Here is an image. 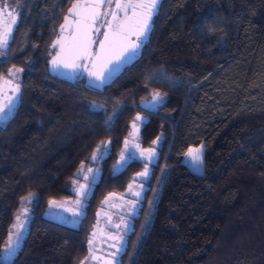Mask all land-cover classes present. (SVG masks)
Wrapping results in <instances>:
<instances>
[{
	"label": "trees",
	"instance_id": "trees-1",
	"mask_svg": "<svg viewBox=\"0 0 264 264\" xmlns=\"http://www.w3.org/2000/svg\"><path fill=\"white\" fill-rule=\"evenodd\" d=\"M71 1L22 0L0 51V78L22 69L0 124V264L82 260L100 202L122 193L143 165L131 158L112 171L136 114L138 145L157 144L117 264H264V0H159L137 53L101 84L47 72ZM192 32L206 57L196 82ZM198 144L200 173L180 160ZM98 146L104 152L77 223L46 217L47 201L71 196L70 180ZM28 193L30 219L4 259Z\"/></svg>",
	"mask_w": 264,
	"mask_h": 264
},
{
	"label": "rangeland",
	"instance_id": "rangeland-1",
	"mask_svg": "<svg viewBox=\"0 0 264 264\" xmlns=\"http://www.w3.org/2000/svg\"><path fill=\"white\" fill-rule=\"evenodd\" d=\"M16 1L17 0H7L10 8L15 9L17 12L19 10L18 3H21L22 0ZM0 2H2V0H0ZM191 36L194 50L192 59V82H196L204 74L203 64L206 57L203 51V37L194 32H192ZM17 69L18 68L10 67L7 75L0 78V89L1 87H4V89L6 88L7 93L5 104L8 103L9 98L12 100V103L9 105V111L4 113V115H0V124L6 119L16 101L17 92H13L12 89L16 85H19L20 71H16ZM6 81H10L11 83H6ZM137 116L141 119L136 120ZM142 120V115L136 114L134 116L123 145L119 150L118 159L112 166V171H117L127 160L131 158L142 161L143 165L141 169L133 175L132 180L122 193L108 194L100 202L98 208L96 209L94 222L86 240V254L78 264H106L100 262V257H107L111 260L114 259L115 264H117L118 254L124 246L125 234L130 229V219L136 214L139 205V199L141 197L140 194L144 188L142 182L147 177L149 165L154 159V155L151 159H149L147 150L154 149L155 154V146L157 144V140H154L155 143H153V141L152 145L148 148H141L138 145V128ZM133 124H135V128L133 127ZM189 148L202 149V145H186L180 154L181 161H183L193 172L200 173L201 164L196 163L186 155ZM103 150L104 149L100 146L96 147L86 162L79 164L73 178L70 180V197L55 200L49 199L47 201L46 208L44 210L46 217L69 225L77 223L82 214L83 205L88 195L91 183L97 176V161L103 154ZM93 156L96 158L93 159ZM145 167H147V175H139V173L145 171ZM89 169H91V171H89ZM80 185H84L85 187L81 189ZM129 185L132 186L131 190L129 189ZM135 192H139V196L134 195L133 193ZM34 201V194L32 193H28L20 199L3 243L1 255L4 259L11 257L17 248L26 224L30 219ZM51 201H55L56 205L52 206L50 204ZM17 216L20 217L19 221H17ZM21 224L23 227H19ZM116 225H120V227L117 228ZM115 236H123L124 239L120 242H117L115 239H109V237ZM89 240H92L91 245H89ZM113 245H115V247H113ZM117 249H120V251L117 252ZM113 253H116L115 258L112 255ZM93 255L97 257V259H93Z\"/></svg>",
	"mask_w": 264,
	"mask_h": 264
},
{
	"label": "snow or ice",
	"instance_id": "snow-or-ice-1",
	"mask_svg": "<svg viewBox=\"0 0 264 264\" xmlns=\"http://www.w3.org/2000/svg\"><path fill=\"white\" fill-rule=\"evenodd\" d=\"M158 2L159 0H89V2L81 3L77 0V3L69 8V16H65V23L61 25V35L53 44V47H59V52L53 57L52 65L77 68L81 66L80 61H89L92 65L89 75L103 82L105 72L111 70V65L118 64L140 47L141 38L145 37L149 31L150 21ZM18 17L19 13L10 8L7 0L0 2V49L8 47V41ZM65 31L68 32L67 36L63 34ZM133 36L135 40L132 39ZM93 45H98L95 51H93ZM84 66L87 67V65ZM16 71H22V69ZM6 83L11 82L6 81ZM12 91L19 92V85H16ZM153 100L162 102L163 96L155 92ZM11 103L12 100L9 98L7 104L0 105V113H5V109ZM139 119L141 118L137 116L136 120ZM133 127L135 128V124ZM147 152L151 159L154 149H149ZM186 155L196 163L202 164V149L189 148ZM95 158L93 156V159ZM139 175L146 176L147 167ZM84 187L80 185L81 189ZM131 187L129 185L130 190ZM133 194L139 196V192ZM50 204L55 206L56 202L51 201ZM19 220L20 217L17 216V221ZM116 227L119 228L120 225ZM109 239L120 242L124 237L115 236ZM91 244L92 240H89V245ZM119 251L120 249H117V252ZM112 255L115 258L116 253ZM92 258L97 259L94 255ZM106 264H115V260L108 261Z\"/></svg>",
	"mask_w": 264,
	"mask_h": 264
},
{
	"label": "flooded vegetation",
	"instance_id": "flooded-vegetation-1",
	"mask_svg": "<svg viewBox=\"0 0 264 264\" xmlns=\"http://www.w3.org/2000/svg\"><path fill=\"white\" fill-rule=\"evenodd\" d=\"M79 2H81V3H85V2H89V0H79ZM74 3H77V0H72L71 1V3L68 5V7L66 8V10H65V13L63 14V16H62V18H61V21L63 20V22H62V24H64L65 23V16H69V8L72 6V4H74ZM156 11V10H155ZM155 13V12H154ZM154 15V14H153ZM60 21V22H61ZM150 23H151V21H150ZM62 24H60L59 23V25H58V27H57V30H56V32H55V36L52 38V40L50 41V55H49V57H48V59L49 58H51L52 56H54V55H56L58 52H59V47H53V44H54V42H55V40L61 35V25ZM65 36H67L68 35V32L67 31H65L64 33H63ZM146 37V36H145ZM145 37H142L141 38V43H140V46H141V44H142V42H143V40L145 39ZM99 38H101V37H99ZM132 39L133 40H135V37L133 36L132 37ZM95 47H96V45H93V51H95ZM140 48V47H139ZM138 48V49H139ZM138 49L136 50V52L135 53H132L131 54V56L130 57H132L134 54H136L137 53V51H138ZM2 50H4V49H0V51H2ZM80 64H81V66L80 67H77L76 69L78 70V72L72 77V78H68V79H74V78H77V77H83V78H85L86 80H88L90 83H96V81H95V78L94 77H91L90 75H89V70H90V67H89V61H80ZM84 65H87V67H85ZM55 68V67H54ZM54 68H51V69H54ZM56 69V68H55ZM61 72H62V70H61ZM55 75V74H54ZM65 78H67V77H65ZM6 88L4 89V87H1V89H0V105H4L5 104V100H6ZM14 94V93H13ZM12 95V94H11ZM9 111V107L8 108H6L5 109V113H7ZM0 115H4V113H0ZM108 261H112L111 259H109V258H105V257H100V262L101 263H106V262H108Z\"/></svg>",
	"mask_w": 264,
	"mask_h": 264
},
{
	"label": "water",
	"instance_id": "water-1",
	"mask_svg": "<svg viewBox=\"0 0 264 264\" xmlns=\"http://www.w3.org/2000/svg\"><path fill=\"white\" fill-rule=\"evenodd\" d=\"M62 22H63V20L60 22V24H62ZM97 47H98V45H96L95 50L97 49ZM131 54L132 53H130L128 56H126L118 64L111 65L110 66L111 70L105 72V79H104V81L107 80L112 75H114L128 61V59L130 58ZM54 56H52L51 58H49L48 61H47V72L49 74H55L56 76H58L60 78L67 77V79H68V78H72L78 72V70L76 68H70V67L69 68H65L63 66L55 67L56 68L55 69L54 66L51 63V61H52V59H53ZM89 67H90V70H91L92 65H91L90 62H89ZM51 68H54V69H51ZM61 70H62V72H61ZM91 77H93V76H91ZM95 81H96L97 84H101L102 83L101 81L96 80V79H95Z\"/></svg>",
	"mask_w": 264,
	"mask_h": 264
}]
</instances>
